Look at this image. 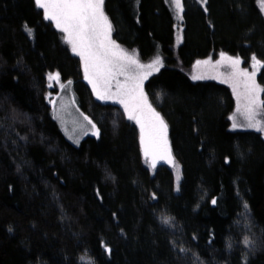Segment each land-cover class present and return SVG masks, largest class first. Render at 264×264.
Wrapping results in <instances>:
<instances>
[{"label": "trees", "instance_id": "trees-1", "mask_svg": "<svg viewBox=\"0 0 264 264\" xmlns=\"http://www.w3.org/2000/svg\"><path fill=\"white\" fill-rule=\"evenodd\" d=\"M183 3L179 28L165 0H104L114 40L163 61L145 92L181 166L177 187L167 166H145L137 127L94 99L74 56L78 105L100 137L71 143L66 264H264V131L239 123L222 82L231 67L211 78L221 53L242 70L264 64V13L257 0ZM255 79L264 88V68Z\"/></svg>", "mask_w": 264, "mask_h": 264}, {"label": "snow or ice", "instance_id": "snow-or-ice-1", "mask_svg": "<svg viewBox=\"0 0 264 264\" xmlns=\"http://www.w3.org/2000/svg\"><path fill=\"white\" fill-rule=\"evenodd\" d=\"M36 3L44 10L45 19L55 21L56 27L66 33V40L71 44L72 51L84 61L85 78L93 85L97 98L113 99L122 104L128 119L140 125L144 155L146 158L152 156V167L156 166L157 155L160 159L173 162L167 145V125L148 103L143 91V81L151 74L148 70H158L161 65L159 57L151 64L143 65L134 53L129 54L112 40V25L104 13V0H36ZM175 7L178 13L183 12L181 0H175ZM253 60V69L264 68V64L255 57ZM225 63L232 71L222 82L232 83L238 102L237 112L241 111L242 105L247 127L264 131V121L257 119L260 110L264 109V101L260 100V93L264 92V88L256 83L255 70L248 72L240 69L239 58L223 53L215 65H212L211 60H205L198 61L197 67L201 64L219 67ZM119 76L125 77L123 83L118 79ZM203 78L205 77L202 75L193 76V79ZM49 79L58 81L59 74L50 75ZM114 80L116 91L113 92L111 89ZM233 127H237V124L233 123Z\"/></svg>", "mask_w": 264, "mask_h": 264}, {"label": "rangeland", "instance_id": "rangeland-1", "mask_svg": "<svg viewBox=\"0 0 264 264\" xmlns=\"http://www.w3.org/2000/svg\"><path fill=\"white\" fill-rule=\"evenodd\" d=\"M189 2H197L199 3L203 8L206 7V0H187ZM165 3L167 4V6L169 7V9L171 10L172 12V16H173V19L175 21L176 24L179 25V28H183V12L182 13H178L177 12V9L175 7V0H165ZM257 3H258V6L259 8L263 11L264 13V7H261L262 4H264V0H257ZM181 4L183 6V10L185 9V5L183 3V0H181ZM104 13L105 15L107 16L106 12H105V9H104ZM108 17V16H107ZM179 17H182L179 18ZM109 20V18H108ZM110 22V20H109ZM111 23V22H110ZM112 25V24H111ZM113 28V26H112ZM180 32L181 31H178V35H176V37H178V40H177V43H178V46L181 44V35H180ZM111 38L113 41L114 38H113V30L111 31ZM115 43L117 45L120 46L121 49L125 50L126 52H128L129 54H135L139 60V62L143 65H148V64H151L153 62V60L157 57H159V59L161 60V65L158 67V70L156 69H151V70H148V71H151V74L147 76V79H145L143 81V91H144V94L146 95V92H145V84L146 82L148 81V79L150 77H152L153 75L157 74L160 69L163 67V61L158 53V51L153 55L152 58L150 59H146V60H143L141 57H140V54L138 52L137 49H133V48H128V47H125V46H122L120 44H118L116 41ZM76 57H78L80 59V62H81V67H82V77H83V80L85 81V83L88 85V87L90 88L91 90V93L94 97V99L100 103H103V104H114V105H118L119 107H121V109L125 112L124 110V106L122 104H119L117 102H115V100L113 99H108V100H101V99H98L97 98V95H96V92L93 91V85L89 83V81L85 78V72H84V61L81 59V57L79 55H76ZM220 57H218L217 60H220ZM254 60L252 59L250 62H249V70L248 72H252L255 70L256 72V76L257 74L259 73L260 71V67H256L255 69H253V64H254ZM214 65V63H213ZM216 69L215 73H214V77L216 78H224V75L222 74V70L219 68V67H213ZM196 69L199 71V67H197V63H196ZM118 79L120 80L121 83L124 82V79L125 77L124 76H119ZM257 83V81H256ZM113 92L116 91V82L115 80L112 81V89H111ZM263 95H264V92L260 93V100L264 101L263 100ZM78 96H77V92H76V89H75V85H74V82H73V102H72V125H71V143L74 144V145H79L81 143L82 140L86 139L87 137H93V138H96V139H99L100 137V132H99V129L96 127V125L93 123V121L88 118L79 108V105H78ZM149 103V101H148ZM150 104V103H149ZM151 105V104H150ZM151 107L154 109V107L151 105ZM243 109V108H242ZM241 109V113H243V110ZM155 110V109H154ZM155 112H157L155 110ZM234 112V111H233ZM232 112V114H233ZM125 114L127 115V118H128V114L125 112ZM159 114V113H158ZM231 114V115H232ZM85 117H87V120L85 119ZM161 117V116H160ZM162 118V117H161ZM163 119V118H162ZM257 119L261 120V121H264V109H261L260 110V115L257 116ZM89 121H91V123H89ZM128 121L132 124H134L136 127H137V130L139 132V140L141 142V131H140V125L137 124L134 120H129ZM164 121V120H163ZM165 123V122H164ZM239 123H242V124H247V120L245 118V116L242 114V116L239 118ZM93 125H95V128H93ZM95 132H98L99 134L98 135H95L94 133ZM168 139V137H167ZM142 146V150H143V153H144V147L143 145L141 144ZM171 153V152H170ZM145 157V155H144ZM171 157H172V161L173 162H168L167 160H163V159H160L159 156L157 155L156 159H155V164L156 165H159V164H162V165H165L168 167V169L173 173L174 175V179H175V186L177 187L178 184L180 183L181 181V178H182V173H181V166L179 164V162L177 160H175L173 158V155L171 154ZM152 162H153V158L152 156L150 155L149 157H145V166L147 167H152Z\"/></svg>", "mask_w": 264, "mask_h": 264}]
</instances>
